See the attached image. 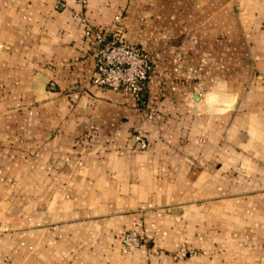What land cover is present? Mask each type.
Returning a JSON list of instances; mask_svg holds the SVG:
<instances>
[{
    "label": "crops",
    "instance_id": "obj_1",
    "mask_svg": "<svg viewBox=\"0 0 264 264\" xmlns=\"http://www.w3.org/2000/svg\"><path fill=\"white\" fill-rule=\"evenodd\" d=\"M116 27L139 100L92 83ZM1 227L0 264H264V0H0Z\"/></svg>",
    "mask_w": 264,
    "mask_h": 264
},
{
    "label": "built area",
    "instance_id": "obj_2",
    "mask_svg": "<svg viewBox=\"0 0 264 264\" xmlns=\"http://www.w3.org/2000/svg\"><path fill=\"white\" fill-rule=\"evenodd\" d=\"M119 17L115 22L119 21ZM95 45L92 55L96 60V72L92 83L96 86L110 88L119 92L132 94L137 100L141 99L153 69V56L139 46L122 39L116 27L110 36L105 35L101 29H93ZM137 145L144 149L147 140L136 136ZM123 241L131 246L140 243L137 230L126 232ZM186 250L180 255L185 256Z\"/></svg>",
    "mask_w": 264,
    "mask_h": 264
},
{
    "label": "rangeland",
    "instance_id": "obj_3",
    "mask_svg": "<svg viewBox=\"0 0 264 264\" xmlns=\"http://www.w3.org/2000/svg\"><path fill=\"white\" fill-rule=\"evenodd\" d=\"M9 228H6V227H1L0 228V234H2V233H4L5 231H7ZM139 236H140V234H139ZM123 243H124V245L126 246V247H128V248H130V247H133V246H138L140 243H141V241H140V243L138 244V245H136V244H133V245H131V246H129V245H127L124 241H123ZM186 250L185 252V256H189V255H194V254H196L197 253V250L195 249V248H191V247H188L186 244H182V246L180 247V251L181 250Z\"/></svg>",
    "mask_w": 264,
    "mask_h": 264
}]
</instances>
